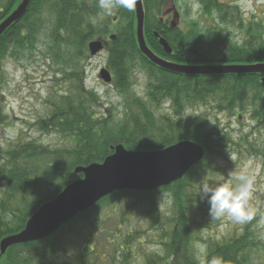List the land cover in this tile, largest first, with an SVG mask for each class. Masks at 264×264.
I'll return each mask as SVG.
<instances>
[{
  "label": "trees",
  "instance_id": "16d2710c",
  "mask_svg": "<svg viewBox=\"0 0 264 264\" xmlns=\"http://www.w3.org/2000/svg\"><path fill=\"white\" fill-rule=\"evenodd\" d=\"M0 21L16 8L20 0H0ZM31 1L26 14L18 23L8 27L0 36V79L2 76L1 61L9 47L8 38L13 33L22 41L29 34V26L22 20L34 10ZM44 2L43 6L55 16V8L60 7V15L56 19L62 24L61 36L70 35L71 44L84 51L89 40L106 35L108 30L96 28L93 17L96 16L98 0H37ZM144 7V35L149 48L163 58L176 64L204 65L227 64L242 65L264 63V26L262 21L244 20L238 9L221 0H194L199 5L201 16L187 20L185 30L160 22L157 15L165 3L172 0H142ZM53 3L57 4L53 8ZM132 10H133V0ZM118 7L121 12L120 25L116 39L110 42L105 52L106 68L113 76V86L119 96H123L122 116L114 119L99 115L94 107L99 105L97 97L92 92L85 93L78 86L73 91L62 90L60 96L53 91L48 99L52 101L49 115L37 125L41 129L51 130L67 141L71 140L66 149L50 150L40 142L24 140L9 145L0 151V239L20 232L27 220L41 205L52 200L65 186L82 177L73 174L78 166L100 163L113 153L112 147L118 144L129 151L161 150L181 140L197 142L209 152L228 142L223 136L218 138L217 131L206 130L205 117L186 119L183 117L189 109L212 105V110L219 112L229 110L234 113L238 107L244 108V102L250 92V111L259 116L256 120L264 127V99L257 108L261 94L264 91V78L258 75H180L163 70L145 60L136 46L134 12ZM58 13V10L56 11ZM170 15V13H166ZM216 15L218 24H210L209 18ZM163 16V15H162ZM63 18V19H62ZM206 20L210 25H205ZM228 24L244 32L240 43L234 42L228 35L227 28L221 30V25ZM22 30V31H21ZM228 32V33H225ZM156 33L158 36H156ZM158 38H163L170 46L171 53L166 54L159 45ZM139 60L145 68L146 95L138 98L133 92L134 64ZM70 78V77H69ZM223 88L219 101L213 103L207 99ZM262 90V91H261ZM59 99L56 101V99ZM2 97L0 94V123L2 122ZM169 102L175 116L164 114V105ZM204 103L199 104L198 103ZM209 103V104H207ZM102 104V103H101ZM103 105V104H102ZM198 107H197V106ZM93 110V111H92ZM256 110V111H255ZM259 111V112H258ZM153 112V113H152ZM242 111L235 115L240 116ZM233 115V114H232ZM263 118V119H261ZM216 152V151H215ZM206 168V167H205ZM181 182L168 188L152 192L118 191L101 199L87 211L76 215L66 224L48 237L36 242L10 247L1 256L0 264H95L96 252L92 246L91 237L94 228L80 224L79 235L84 239L73 241L70 229L77 220L90 222L92 210L113 197L137 194L128 199H134L143 204L144 211L148 207L147 218L150 230L159 232L161 218L157 209L155 195L163 190L171 197L173 216L169 219V230H165V257L159 260L161 264H250L252 248H254L253 233L250 229L241 231L240 235H232L222 239L221 244L208 243L206 256L203 259L194 257L189 246L194 240L191 234V223H195L196 215H205L207 203L200 202L197 206L196 193L180 191ZM171 188V189H169ZM129 193V194H126ZM202 210V211H201ZM84 231V232H83ZM129 235L118 238L113 243V237L108 240L115 252H122V258L129 253V245L142 232L128 229ZM237 234V233H235ZM137 236V237H138ZM144 238V237H143ZM139 238V239H143ZM92 246V248H91ZM191 247V246H190ZM151 256L146 257L144 264H153Z\"/></svg>",
  "mask_w": 264,
  "mask_h": 264
},
{
  "label": "rangeland",
  "instance_id": "374dc122",
  "mask_svg": "<svg viewBox=\"0 0 264 264\" xmlns=\"http://www.w3.org/2000/svg\"><path fill=\"white\" fill-rule=\"evenodd\" d=\"M222 1L237 5L246 18L262 21L264 26V0ZM171 2L165 3L163 9L161 8L160 16L159 14L157 15V18H161L160 22L174 23L179 25L178 28H182V25L187 24V20L190 21L191 18L203 20V17L198 12V5H196L194 0H175L173 3L176 4L177 9ZM43 4L44 2L37 0L33 2L32 5L35 11L30 12L22 20V24L29 26V34L21 41L18 36H16L17 40H15L13 33H11L8 38L11 43L8 44L9 47L1 61L0 94L3 100V117L0 123V151H4L9 145L17 141L23 142L24 140L40 142L51 151L61 149V147L66 149L72 142L71 140H68L67 145H65V139L51 130L41 129L37 123L48 117V112L52 106L50 104L53 103L52 101L48 102V99L53 91L57 92V97L60 96L62 90L73 91L78 86L75 80L78 81L80 89L84 90L85 93L92 92L97 97L99 105L94 107V111L99 115V119L103 120L105 114L106 117L110 116L114 119H119L122 116L123 96L118 95L113 83L107 84L99 77L103 68L109 71L106 68L105 52L102 51H106L110 42H113L116 37L114 40L109 39V44L107 43L103 50L94 56L89 54L87 48L88 43L94 39L106 41L108 40L107 36H116L117 30L123 23L120 21L121 12H129L118 11V7H114L109 15L103 9L98 8L96 16L92 19L93 24H95L94 27L97 29L105 27L108 30L106 31L107 34L105 36L99 35V37L89 40L86 48L81 52V50L73 46L69 47L72 43L70 35L61 36L58 32L62 29V22L60 23L56 19L60 15V7L53 3V8L57 5L55 16ZM0 6H2L1 1ZM172 6L173 11L171 10ZM57 10L58 13L56 12ZM168 12L170 15L166 16ZM5 18L6 16L2 21ZM208 22L210 24H218L216 15L213 18H209ZM208 22L204 20L207 26L210 25ZM223 28H227L229 33H225H228L232 41L240 43L244 36L243 31H239L228 24L221 25V30ZM142 36H145L144 18ZM135 63L132 89L138 98H141L146 95V72L139 60H136ZM223 91V88H220L215 95L208 97L209 103L219 101ZM259 94L261 96L256 104L257 108L264 99V91ZM253 96L254 93L250 92L244 102V108L238 107L234 109V113L227 109L222 112L212 110V105L198 107L197 105L204 104L201 102L196 105L198 108H191L187 111L183 117L186 119H195L199 118V116L205 117L207 119L206 130L217 131L219 133L218 138L220 136L225 138L226 136L230 143L222 145L219 149L216 148V152H209V156L205 149V155L200 163H197V166L189 170L178 181H182V183L177 190L196 193L198 183L201 180L216 181L221 178L226 179L229 170L247 168L252 173L255 181V192L250 201L254 217L252 221L248 222V230L250 229L253 233L251 238L254 241L250 264H264V127H260V123L256 121L259 116L253 115L254 113H251L253 111L249 112V102ZM58 100L57 98L56 101ZM164 107L165 115L175 116L169 102ZM237 111H242V114L234 118L232 114L237 113ZM201 146L203 147V145ZM73 172V174H76L75 169H73ZM81 178L79 177L76 180ZM136 195L114 196L113 199H109L92 210L89 215L91 223L77 220V225L74 224L70 229L71 239L79 241L84 239L83 235L78 234L80 224L94 228V232L89 238L92 240L91 245H94L93 251L98 256L95 264H144L148 256H151L153 264H161L159 260H162L163 256L165 257V252L162 251L165 248L163 245L165 241L163 233L165 230H169L168 218L173 216L171 197L166 190L155 195V197L158 196L156 200L158 203L157 212H159L162 220L160 221L159 232L156 235L150 230L146 212L148 207L144 211L142 203L134 199H128ZM198 207L200 210V205ZM203 207L207 209L208 205H203ZM204 214V216L196 215L195 223H191V234L196 236H192L194 243L190 245L191 247L189 246L188 252H192L196 258L205 257L208 243L221 244L222 239L229 238L232 235H240V229L245 225L233 223L227 218L212 220L208 216L207 211ZM131 228L133 231L139 230L142 233L139 236L137 235L138 237L135 236L136 239L129 245V250L130 248L131 250L126 254L127 257L122 258V252L120 250L115 252L108 240L112 236L115 244L120 235L124 237L125 234L123 233L127 232L126 235H129L128 229ZM2 239H0V243ZM167 264H171V262Z\"/></svg>",
  "mask_w": 264,
  "mask_h": 264
},
{
  "label": "water",
  "instance_id": "95a60500",
  "mask_svg": "<svg viewBox=\"0 0 264 264\" xmlns=\"http://www.w3.org/2000/svg\"><path fill=\"white\" fill-rule=\"evenodd\" d=\"M31 0H21L16 10H13L0 24V36L8 27L21 20L26 13ZM136 16V40L140 53L152 64L170 72L187 75H207L211 73L264 74V64L247 66H184L166 62L146 46L143 35L144 12L141 0H133ZM115 36H110L113 40ZM160 45L165 52L171 51L169 45L160 39ZM100 41L89 43L91 55L102 49ZM100 78L106 83L111 81L107 69L100 71ZM204 151L201 146L182 141L156 152L126 151L122 145L114 148V153L102 163H92L88 166L75 168L76 174H83L67 185L57 197L44 203L27 220L23 230L17 234L5 237L0 243L1 255L7 248L31 241H39L57 231L76 215L88 210L100 199L114 191H151L170 185L180 179L193 165L200 162Z\"/></svg>",
  "mask_w": 264,
  "mask_h": 264
},
{
  "label": "clouds",
  "instance_id": "9594fccd",
  "mask_svg": "<svg viewBox=\"0 0 264 264\" xmlns=\"http://www.w3.org/2000/svg\"><path fill=\"white\" fill-rule=\"evenodd\" d=\"M98 6L109 15L117 6L132 10L131 0H98ZM254 183L247 168L229 170L226 179L201 180L196 190L197 206L200 202L207 203L208 216L212 220L227 218L236 224H246L254 217L250 204L255 192Z\"/></svg>",
  "mask_w": 264,
  "mask_h": 264
},
{
  "label": "flooded vegetation",
  "instance_id": "af4514ba",
  "mask_svg": "<svg viewBox=\"0 0 264 264\" xmlns=\"http://www.w3.org/2000/svg\"><path fill=\"white\" fill-rule=\"evenodd\" d=\"M172 9H173V7H172Z\"/></svg>",
  "mask_w": 264,
  "mask_h": 264
}]
</instances>
